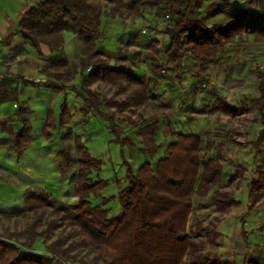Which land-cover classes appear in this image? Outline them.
Segmentation results:
<instances>
[{
	"label": "rangeland",
	"instance_id": "rangeland-1",
	"mask_svg": "<svg viewBox=\"0 0 264 264\" xmlns=\"http://www.w3.org/2000/svg\"><path fill=\"white\" fill-rule=\"evenodd\" d=\"M132 1L124 0L118 9L122 18L109 13L112 4L108 6L103 15V32L112 28L110 39L106 37V42L98 41V47L103 48L102 45L106 44L107 49H103L110 65L125 67L133 74L145 77L147 85L123 80L116 85L99 82L91 87V91L104 102L102 110L113 117L122 138L127 141H115V134L107 121L77 97L71 88L61 92L44 89V80L38 75L41 62L32 65L28 53L24 59L16 53L19 58L3 69L14 81L10 89L17 87L22 96L18 104L0 105V238L7 239L12 233H21L18 246L22 251L46 258L52 256L47 245L62 231L53 233L46 243L41 237L23 246L28 238L25 231L34 218L16 211L26 210V195L31 193L48 195L57 208L74 206L78 202L74 194L79 170L76 136L85 141L90 155L101 162L100 177L108 181L96 196H91V202L100 206L106 199L114 197L105 208H110V216H116L121 212L118 194L128 184V168L136 173L144 163L155 164L175 140L174 133L198 134L203 139L204 160L208 165L221 167V176L213 184H202L195 196L189 221L193 250L187 254L184 264H264V192L256 208L248 212L249 181L262 179L255 172L264 155V138L256 145L263 129L261 117L257 111H249L231 118L212 109L215 96L225 97L234 106H250V100L258 96L254 69L259 66L264 70V42L250 37L237 39L226 46L219 53L217 64L208 71V88L198 93L195 85L206 80L195 76L201 70L193 62L189 63L194 75L183 73L178 81L174 71H169L168 79L162 80L158 71L168 42L165 33L168 21L157 19L156 10L146 9L141 17L134 15L129 6ZM233 1L236 0L228 2ZM239 1H252L255 8L262 6L264 9V0ZM116 18L122 20L120 25L113 22ZM229 19L223 15L212 22L226 23ZM78 45L82 55H73L71 60L85 57L81 39ZM153 46H160L157 56L153 53ZM29 66L36 71L32 78L23 74V69ZM85 73H89L88 70ZM17 77L35 84L17 80ZM76 87L80 89V85ZM106 102H116L117 105L109 108ZM66 106L69 114L60 122V114ZM19 107L28 108L26 118L33 126L32 144L20 157L4 142L12 136V130L20 127L19 119L5 121V130L1 129L6 117L12 116ZM50 110L58 128L47 138L43 135V127ZM155 121L159 122L158 130L148 134L146 127ZM155 145L160 149L151 153ZM63 151L68 153L65 159ZM235 166L244 167L246 171L231 181L238 172ZM96 176L94 173L93 178ZM232 200L236 202L232 203ZM44 226L42 224L39 229ZM205 228L211 235L202 232ZM243 231L247 234L244 235ZM216 232L220 235L217 238ZM11 242L15 243L14 240ZM51 260L54 264H81L65 256L55 255Z\"/></svg>",
	"mask_w": 264,
	"mask_h": 264
},
{
	"label": "trees",
	"instance_id": "trees-1",
	"mask_svg": "<svg viewBox=\"0 0 264 264\" xmlns=\"http://www.w3.org/2000/svg\"><path fill=\"white\" fill-rule=\"evenodd\" d=\"M123 1L43 0L25 12L18 26L21 40L29 43L41 56L38 75L44 80L43 87L57 92L71 88L77 97L107 121L109 129L115 134V141L122 140V134L113 117L102 110L104 102L91 91V87L99 82L116 85L123 80L147 85L145 77H139L119 65L111 66L105 50L97 44L104 36L102 18L106 9L112 4L109 13L119 16L118 9ZM228 1L133 0L129 4L134 15L141 17L146 9L156 10L157 19L168 21L165 30L168 42L158 71L162 80L168 79L169 71H174L178 81L183 73L194 75L189 63L193 62L201 70L195 76L206 80L195 85V90L203 92L210 83L208 71L217 64V57L226 46L237 39L250 37L264 42L263 7L255 8L252 1ZM223 15L230 17L226 23L212 22ZM67 32L78 36L84 44L85 57L78 61L71 60L66 53ZM42 46L49 47L53 55L44 57ZM159 47L153 48L155 56L159 54ZM89 68V73H85ZM4 70L0 75V105L8 102L18 104L22 95L17 87L10 89L14 81ZM254 70L258 96L250 100V106H234L225 97L215 96L212 109L231 118L257 111L263 126L258 146L264 138V70L259 66ZM77 79H80V89L70 86ZM17 80L35 84L22 77H17ZM105 104L109 108L117 105L116 102ZM27 114L28 108L19 107L12 116L6 117L1 126L5 130V121L19 119L20 127L15 131L11 129L12 136L4 141L19 157L33 141V126L26 118ZM67 114L66 106L60 114V122ZM52 116L50 110L43 127V135L47 138L58 128ZM158 127L159 122L155 121L146 127L147 133L154 134ZM174 135L175 140L168 145L166 154L155 164L144 163L136 173L128 168V184L118 194L121 212L116 216H110V208H105L114 197L106 199L100 206L92 204L91 196H96L108 181L100 177L101 162L90 155L85 141L76 136L74 142L79 170L74 194L78 202L74 206L57 208L48 195L31 193L26 195V210L16 211L17 214L28 213L34 218L25 231L28 238L23 241V246L41 237L46 243L53 233L62 231L55 241L47 245L52 258L22 251L18 246L21 233L16 232L7 239L0 238V264H54L51 259L55 255L81 264H184L187 254L193 250L189 221L194 211L195 196L202 184L210 185L220 178L221 167L208 165L204 160L200 135ZM233 142L236 143L234 139ZM159 149L160 146L155 145L150 152L156 153ZM63 152L65 159L68 153ZM260 161L255 172L261 176V181L255 178L249 181V213L263 199L264 155ZM235 167L238 172L231 181L240 178L246 171L244 167ZM94 173L96 179L93 178ZM42 224L45 226L39 229ZM202 232L211 235L208 228ZM243 234L246 235V231ZM214 235L215 238L220 236L217 232ZM13 240L15 243L11 242Z\"/></svg>",
	"mask_w": 264,
	"mask_h": 264
},
{
	"label": "crops",
	"instance_id": "crops-1",
	"mask_svg": "<svg viewBox=\"0 0 264 264\" xmlns=\"http://www.w3.org/2000/svg\"><path fill=\"white\" fill-rule=\"evenodd\" d=\"M41 1L43 0H0V40H2L0 41V53H19L20 56H24L23 59L27 57L26 53H28V61L32 65H37L40 62L39 58H41V56L37 54L36 50L31 47L29 43L25 44L23 40H21L18 26L25 12L30 7L37 5ZM113 22H115L116 25H120L122 20H118V18H116L115 20H113ZM104 24L105 23L102 18V27L104 26ZM111 29H107L104 32L105 36H101L99 41L102 40L106 42V37L107 39H110L109 32L111 31ZM65 37V47L68 57L71 59L73 55H82V50L78 45L80 41L79 37L69 32L65 33ZM102 47L107 49L106 44L102 45ZM41 52L44 57L53 55V52L47 46H42ZM23 74H25L24 76H26L27 78H32L35 76L36 71L29 66V68L23 69ZM79 84L80 79H77L70 85L78 86Z\"/></svg>",
	"mask_w": 264,
	"mask_h": 264
},
{
	"label": "built area",
	"instance_id": "built-area-1",
	"mask_svg": "<svg viewBox=\"0 0 264 264\" xmlns=\"http://www.w3.org/2000/svg\"><path fill=\"white\" fill-rule=\"evenodd\" d=\"M2 41V40H0ZM19 58L18 55H15L14 53H0V75L3 69H6L7 66H9L12 62L17 60ZM90 71V68L88 69V72Z\"/></svg>",
	"mask_w": 264,
	"mask_h": 264
}]
</instances>
